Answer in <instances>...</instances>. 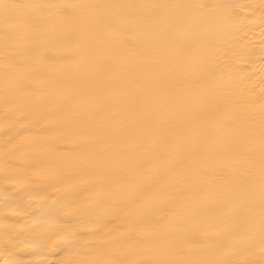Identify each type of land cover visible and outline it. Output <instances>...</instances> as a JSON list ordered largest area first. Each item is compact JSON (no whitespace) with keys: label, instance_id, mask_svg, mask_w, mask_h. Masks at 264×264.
<instances>
[{"label":"bare ground","instance_id":"obj_1","mask_svg":"<svg viewBox=\"0 0 264 264\" xmlns=\"http://www.w3.org/2000/svg\"><path fill=\"white\" fill-rule=\"evenodd\" d=\"M0 264H264V0H0Z\"/></svg>","mask_w":264,"mask_h":264}]
</instances>
